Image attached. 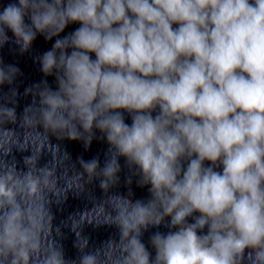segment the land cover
<instances>
[{
    "label": "clouds",
    "instance_id": "obj_1",
    "mask_svg": "<svg viewBox=\"0 0 264 264\" xmlns=\"http://www.w3.org/2000/svg\"><path fill=\"white\" fill-rule=\"evenodd\" d=\"M38 35L23 93L0 56V264H264V0H0V50Z\"/></svg>",
    "mask_w": 264,
    "mask_h": 264
}]
</instances>
